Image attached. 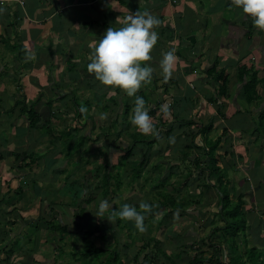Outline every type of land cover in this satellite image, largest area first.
Instances as JSON below:
<instances>
[{"label": "rangeland", "instance_id": "rangeland-1", "mask_svg": "<svg viewBox=\"0 0 264 264\" xmlns=\"http://www.w3.org/2000/svg\"><path fill=\"white\" fill-rule=\"evenodd\" d=\"M62 73L60 68L55 78L60 81ZM67 80L66 76L64 81ZM154 85L152 82L151 86H141L143 91H152L141 94L155 125L149 135L132 125L134 100L113 98L112 110L108 107L106 111L96 107L89 91L71 92L69 84L59 85L62 90L57 89L55 94L50 89L40 94V88L35 91L36 96L40 94L37 100H15L9 108L17 114L15 117L7 116L2 111L6 110L5 104H0V124L7 120L0 126V146L8 143L5 152H11L0 159V264H85L81 252L87 240L104 249L97 264H107L105 260L114 249L120 251L116 263L121 264H232L230 234L224 229L228 216H220L222 212L216 204L221 205V184L208 169L209 143L219 137L222 139L213 157L226 177L222 186L226 185L231 194L228 206L238 201L240 194L246 204L240 212L247 220V235L241 232L236 238L241 261L249 264L247 251L251 245L259 246L264 258V244L259 237L264 223L258 222L264 219L260 213L264 212V182L248 184V157H239L241 151H230L227 129L231 125L226 114L233 108L227 107L226 99L220 97L214 101L218 105L216 111L208 113V107L203 106L202 119V96L196 95L200 100L197 99L198 104L192 102L190 109L193 124L183 123L179 120L186 113H173L170 107L166 113L161 111L164 101L153 91ZM201 102L205 104L204 100ZM125 104H130L128 110L124 109ZM31 108L42 113L37 131L29 132L26 127L15 135L14 126L5 128L8 124L22 127L21 120L27 118ZM101 113H107L106 118H101ZM216 122L219 125L214 128ZM210 123L213 130L211 126L201 132ZM260 146L262 149L264 142ZM30 149L32 157L21 155L25 151L31 153ZM0 153V157L6 155L2 150ZM242 181L247 182L243 187L250 192H238ZM164 194L179 205L166 201L170 204L151 211L140 208L141 202L151 207L159 205L167 198ZM207 197H212L213 202ZM101 199H108L111 205L105 218L93 213ZM125 203L144 213L146 231H139L133 220L113 213ZM109 215L115 216L113 221L107 219ZM49 222L66 228L50 230ZM88 229L95 232L88 236ZM156 239L161 242L159 248L151 243Z\"/></svg>", "mask_w": 264, "mask_h": 264}, {"label": "crops", "instance_id": "crops-1", "mask_svg": "<svg viewBox=\"0 0 264 264\" xmlns=\"http://www.w3.org/2000/svg\"><path fill=\"white\" fill-rule=\"evenodd\" d=\"M0 9V104H5L6 110L1 106L0 109L7 116L17 115L9 109L15 100H37L43 90L57 93L62 84H69L74 93L86 89L96 107V102L101 100L106 111L111 108L113 98L134 100L125 90L102 84L94 73L88 72L87 64L94 46L109 26H119L130 12L147 11L161 23L156 27L159 38L151 58L144 62L152 66V78L144 84L151 86L153 82V91L160 100L173 113L182 116L186 113V117L191 116L192 102L198 104L201 96V101H205V104L200 101L202 119L204 105L209 113L218 109L214 101L220 97L226 99L227 107L233 108L226 114L231 125L227 129L230 151L238 150L239 157H248L245 159L248 184L256 186V181L264 182V147L260 148V142H264V30L232 4V0H0ZM170 49H175L176 61L172 76L165 80L160 61ZM26 51L32 53L30 58L26 57ZM60 68L64 77L59 81L55 76ZM212 68H215L213 73ZM218 73L222 74L221 79H216ZM66 76L68 80L64 81ZM224 79L226 92L221 90ZM83 83L84 87H80ZM142 88L137 95L152 92L151 88L148 91ZM38 89L42 93L36 96ZM21 107L24 110L26 106L23 103ZM35 110L42 114L41 110ZM186 117L181 119L183 123L192 120V116ZM6 121L0 126L7 124ZM21 121L25 124L22 127L8 124L5 128L14 126L15 135L26 127L28 131L38 130L39 123L31 129L25 117ZM218 125L216 122L211 129ZM9 146L5 142L0 146L6 154L1 160L7 153L11 154L5 152ZM244 183L247 182L242 181L239 187ZM244 188L246 193L250 192ZM260 221L264 223V219Z\"/></svg>", "mask_w": 264, "mask_h": 264}, {"label": "clouds", "instance_id": "clouds-1", "mask_svg": "<svg viewBox=\"0 0 264 264\" xmlns=\"http://www.w3.org/2000/svg\"><path fill=\"white\" fill-rule=\"evenodd\" d=\"M232 4L242 9L252 22L264 30V0H232ZM2 11V9H0ZM119 23V22H118ZM160 19L150 12H130L119 26H109L89 55L87 70L94 73L95 78L104 85L117 86L126 91L127 95L134 97L133 114L130 119L137 131L149 135L154 130V123L146 107L143 96L137 95L144 83L152 78L153 68L144 63L151 58V51L156 45L159 33L156 27ZM30 58L32 53L25 52ZM176 61L175 49L164 53L160 61L162 75L169 79L174 70ZM161 111L167 112L168 105H161ZM107 113H101V118H106ZM111 207L108 199H101L97 205L95 216L105 218V212ZM141 209H150L151 204L140 203ZM113 213L121 219L133 220L139 231H146L144 213L135 205L125 203ZM114 215H109L108 220L113 221Z\"/></svg>", "mask_w": 264, "mask_h": 264}, {"label": "trees", "instance_id": "trees-1", "mask_svg": "<svg viewBox=\"0 0 264 264\" xmlns=\"http://www.w3.org/2000/svg\"><path fill=\"white\" fill-rule=\"evenodd\" d=\"M210 72H212V73L215 72V68H212L210 70ZM215 77H216V79H221L222 74L218 73ZM221 90L223 92H226V90H227V80L226 79H224V81H223V84L221 86ZM96 104H98V107L102 108V110H103V104H102L101 100L97 101ZM126 107H127V110L130 108V106L128 104H126ZM106 108H107V105H106ZM127 110L125 112H127ZM28 112H29V115L27 116L26 119L29 123L30 128L36 127L40 121V118H41L40 113L38 111H36L34 108L28 109ZM179 121L184 122L181 119ZM185 123L193 124L192 121H185ZM211 125L212 124H210L209 127H206V128L204 126L201 129V132L204 129L207 131L211 127ZM81 138L84 139V137H81ZM81 138H80V144H83V141L81 140ZM221 139L222 138L219 137L215 141H211L209 143V145H210L209 151L210 152L207 155L210 158V160H209V164H208L209 165L208 169H209L210 173H212L214 176H217V178L215 177L216 178L215 181H217V184H221V187H220L221 188V190H220L221 194L218 198V200L221 202V205L220 204L218 205V202H216V204L219 207V212H222V214H220V216H222L223 218H225L226 214L228 216V218H226L227 222H226L224 229L227 233L230 234V235H228L229 239H230V245H231L230 251H232L234 254L232 257V264H245L244 261H241V252H239L240 245H239L238 241L236 240V238H237V236H240L241 232H243V234L247 232L246 230H247L248 224H247L246 217H244L242 211L240 212V208H243L246 204H245V201L243 199V196L240 194L237 196H240L239 200L241 202H239V200H238L234 204H232L230 207L228 206L229 198H230L231 194H230L229 190L227 189L226 185L222 186L224 183V180H226V177L223 178L224 172L220 171V169L216 163L217 158L213 157V155H215V150L217 149V147L219 146V144L221 142ZM142 141H144V139ZM31 150L32 149H30V151ZM30 151H28V152H30ZM25 152H22L21 155L25 156V154H29L30 157L33 156V151H31V153H25ZM130 154H131V152L128 151L126 153V156L129 157ZM216 155H218V154L216 153ZM18 156H20V154ZM141 165H142V163H141ZM140 171H141V169H140ZM104 180H105V184H106L108 182V176L107 175H106V178L104 177ZM215 181H214V184H216ZM233 189H234V186L232 187V190ZM244 191H245L244 187H241L238 190V192H242V193H244ZM164 196H167V195L164 194ZM207 198H208V201L210 203L213 202L212 197H207ZM163 201L164 200H162L161 201L162 203H160L159 205H155V206L151 207L150 209H144V210H146V211L150 210L151 211V210H154V208L155 209L160 208V205H162V204H164V205L170 204L169 202H171L174 206L179 205L178 203H176L175 199L171 196H167L166 200L164 202ZM166 201H169V202H166ZM262 214H264V212H262ZM49 223H51V222H49ZM50 226H51L50 230H52L54 228L59 229V230H62V229L64 230V228H66L63 225H58V224L53 225V223H51ZM217 227H215V229ZM219 228L221 229L222 227H219ZM96 229H97V227H96ZM94 232H95L94 229H88L86 231V234H88V236H89L90 233H94ZM263 234H264V232H262V231L259 233V237L262 238V241H261L262 244H264V237H262V236H264ZM246 235H247V233H246ZM256 240L257 239L254 238L253 244L256 242ZM148 243L150 244V242H148ZM151 243H156L157 248H159L158 244H161V242H159L158 239L152 241ZM144 246H146V244ZM153 247H155V245H153ZM258 247L259 246H257V245H251L249 247V251H247L249 264H264V258L262 256V250H259ZM103 250H104L103 247L97 246L93 240H87L86 245L81 252V255L85 258L84 260L86 261V262L84 261V263L85 264H97V263H95V261L98 257L100 258V253ZM119 252L120 251L114 249L112 251V253L109 255V258H107V260H105L106 263L107 264H114V263L117 264L118 262L116 263V261L119 259ZM8 253H10V251H8ZM138 253H139V251H138ZM93 261H94V263H93ZM118 264H121V262H119Z\"/></svg>", "mask_w": 264, "mask_h": 264}]
</instances>
